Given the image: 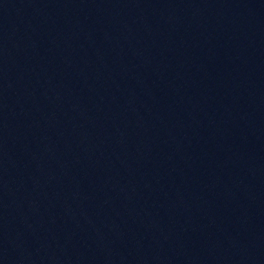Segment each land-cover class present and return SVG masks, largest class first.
I'll use <instances>...</instances> for the list:
<instances>
[{"label": "water", "instance_id": "water-1", "mask_svg": "<svg viewBox=\"0 0 264 264\" xmlns=\"http://www.w3.org/2000/svg\"><path fill=\"white\" fill-rule=\"evenodd\" d=\"M0 168L264 264V0H0Z\"/></svg>", "mask_w": 264, "mask_h": 264}]
</instances>
